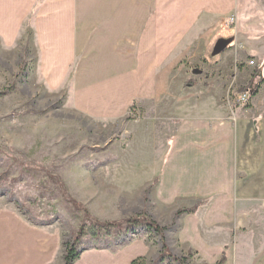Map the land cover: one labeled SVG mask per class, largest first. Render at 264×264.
Instances as JSON below:
<instances>
[{
    "label": "crops",
    "instance_id": "obj_1",
    "mask_svg": "<svg viewBox=\"0 0 264 264\" xmlns=\"http://www.w3.org/2000/svg\"><path fill=\"white\" fill-rule=\"evenodd\" d=\"M229 13H236L235 38L242 42L231 38L217 49L219 17ZM29 20L37 75L49 90L68 87L82 116L121 120L134 104L179 100L170 144L151 180L155 212L149 216L161 226L175 222L164 235L171 257L159 264H177L181 252L193 254L195 264H216L222 256L223 264H264V239L248 254L235 233L242 226L236 217H248L251 203L264 202V12L258 0H0L4 47L18 41ZM235 51L257 63L263 80L248 104L229 95L235 83L222 84L217 74L205 78L233 73L228 61ZM187 65L200 67L204 81L194 80L181 102L173 77ZM197 204L195 213L175 216ZM139 257L155 260L149 245L135 239L119 248L80 250L73 264H129ZM0 264H63L61 229L36 224L0 197Z\"/></svg>",
    "mask_w": 264,
    "mask_h": 264
},
{
    "label": "rangeland",
    "instance_id": "obj_2",
    "mask_svg": "<svg viewBox=\"0 0 264 264\" xmlns=\"http://www.w3.org/2000/svg\"><path fill=\"white\" fill-rule=\"evenodd\" d=\"M258 3L264 12V0ZM235 15L219 17L223 27L218 30L217 49L231 38L235 43L241 41L235 38ZM19 33L18 41L8 48L0 40V197L14 203L36 224L57 225L63 245H70L80 227L85 224L87 229L93 221L122 224L140 215L152 221L149 213L155 212L152 200L156 180H151L163 164L160 161L177 122L172 116L179 109V100L134 104L121 120L88 119L74 110L68 87L49 90L37 75L30 20L22 24ZM244 51L241 53L245 55ZM231 53L228 63L236 69L233 73L223 76L213 72L209 76L208 72L205 78L217 74L218 82L227 86L235 83L234 88L229 87V95L248 97L237 90L249 82L250 89L258 83L257 63L253 60L254 66H247L243 61L248 58ZM193 65L175 69L173 79L178 84L173 90L175 96L180 92L181 102L186 98L185 89L192 88L186 86L187 81H204L200 67ZM69 201L79 204L89 219ZM249 208L248 217L235 220V225H242L235 233L244 241L248 254L256 252L264 239V202L251 203ZM174 223H155L164 229L165 246L164 235ZM120 229L101 231L97 238L90 231L84 232L76 247L78 251L104 244L119 248L141 239L155 259L163 251L160 238L144 227ZM181 257L185 264H195L191 262L193 254L181 252L177 259Z\"/></svg>",
    "mask_w": 264,
    "mask_h": 264
},
{
    "label": "trees",
    "instance_id": "obj_3",
    "mask_svg": "<svg viewBox=\"0 0 264 264\" xmlns=\"http://www.w3.org/2000/svg\"><path fill=\"white\" fill-rule=\"evenodd\" d=\"M256 74H257V72L252 73V77H251L250 81L254 80ZM262 83H263V80H259L258 83H256L255 86L250 89V82H249L248 86L238 89L237 93L247 94L248 98L252 99L257 94V91H258V89ZM194 84H195V82L191 81V80L186 82V86H188V87H193ZM69 202H70V204L74 210L82 211L84 213V217L88 218L86 211L84 209H82L79 204H77L74 201H69ZM198 205L199 204H197L195 207L188 209V210H179L177 212V215H180L183 213L193 214V213H195L196 209L198 208ZM93 222L94 223H91L87 229H85L86 225L83 224L80 227V230L78 231L77 236L75 235L73 237L72 243L70 245L69 244L63 245V248H64L63 264H73V262L78 258L79 251H78L76 245L80 241L81 236L84 234V232L87 233L90 231L91 236L97 238L98 234L101 231L109 232L111 229L121 231L120 227H122V229L124 230V229L132 228L134 226H142L148 232H152L153 234H156L160 238L161 243H162L163 251L157 256V258L155 260L148 262L146 258L139 257V258L133 260L132 262H130L129 264H159L164 257L170 256L167 249H166V246L163 243V231H164V229L159 227L153 221L147 219L145 217V215H140V216L134 217L132 219H127V220L123 221L122 224H120V223H117V224H115V223H99L97 221H93ZM185 260L186 259L184 257H181L179 259L174 258V261L177 262V264H185ZM223 262H224V257L222 256L216 264H223Z\"/></svg>",
    "mask_w": 264,
    "mask_h": 264
},
{
    "label": "built area",
    "instance_id": "obj_4",
    "mask_svg": "<svg viewBox=\"0 0 264 264\" xmlns=\"http://www.w3.org/2000/svg\"><path fill=\"white\" fill-rule=\"evenodd\" d=\"M231 23H233V22L231 21ZM247 64L250 66H254L255 63L253 60H249ZM237 98H238V101L242 104H248L249 103V98L246 95H241V96H238Z\"/></svg>",
    "mask_w": 264,
    "mask_h": 264
}]
</instances>
